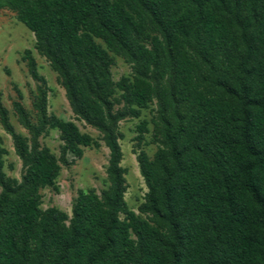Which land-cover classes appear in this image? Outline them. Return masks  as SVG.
Here are the masks:
<instances>
[{"label":"trees","instance_id":"1","mask_svg":"<svg viewBox=\"0 0 264 264\" xmlns=\"http://www.w3.org/2000/svg\"><path fill=\"white\" fill-rule=\"evenodd\" d=\"M136 2L166 31L168 57L189 92L195 69L179 51V35L190 32L192 19L189 12L168 17L177 0H0V7L17 9L45 46L65 76L67 94L82 117L105 131L112 154L109 190L101 198L79 192L66 224L64 212L39 208V188L52 186L59 171L54 156L20 144L27 164L22 181L0 172V264H264V0L200 4L195 30L221 56L223 68L212 87L186 99L187 113L161 105L153 134L161 146L152 159L144 150L137 157L150 220L125 205L121 151L110 128L114 84L99 79L110 56L96 42L128 49L146 73L157 66V51L131 43ZM237 26L250 30L249 38L241 40ZM128 92L130 103L142 109L152 88L136 78ZM36 108L44 116V99ZM0 116L7 126L1 105ZM50 126L74 148L92 144L71 122ZM137 130L142 138L147 123Z\"/></svg>","mask_w":264,"mask_h":264},{"label":"rangeland","instance_id":"2","mask_svg":"<svg viewBox=\"0 0 264 264\" xmlns=\"http://www.w3.org/2000/svg\"><path fill=\"white\" fill-rule=\"evenodd\" d=\"M196 1L192 4L187 0H177L172 4L168 16L177 18L189 12L187 14L192 19L190 32L179 35V51L182 57L192 62L195 69L189 92H186L187 87L176 75L174 60L168 57L169 39L166 31L152 20L138 2L131 8L138 12L137 28L131 43L157 51L160 58L157 66L151 65L146 73L139 59L132 56L128 49H112L96 38V42L110 56L107 59V72L99 73V79L100 83L106 80L114 84L111 106L113 121L110 128L121 151L119 165L125 177V205L143 219L150 220L151 216L142 208L147 186L137 157L144 150L148 158L152 159L161 146L153 134L162 103H166L169 109L173 107L187 113L186 99L191 98V93L212 87L223 68L221 56L214 55L195 30L200 4L212 8L215 0ZM17 13L14 7H0V105L7 119L6 126L0 116V172L4 179L20 183L27 168L17 150L20 144H24L27 151L47 148L54 156L59 171L52 186L39 188V208L42 212L51 208L64 212L68 224L79 192L92 191L101 198L109 190L111 181L108 169L112 154L105 131L96 120L82 117L78 102L72 101L67 94L65 76L54 67L46 55L45 46H40L35 35L19 20ZM237 27L241 32V40L249 38L250 30ZM78 73L74 69L73 74ZM136 78L149 82L152 88L150 101L142 109H136L128 99L129 85ZM42 99L44 116L36 108ZM17 106L22 109L29 127L24 124ZM53 120L73 123L80 134L91 139L92 144L74 148L57 128L50 126ZM141 122L147 123V132L142 133V138L137 130ZM119 217L122 219L123 215Z\"/></svg>","mask_w":264,"mask_h":264}]
</instances>
